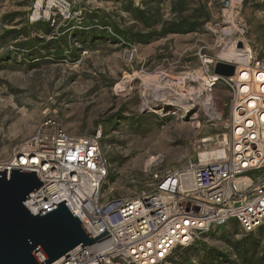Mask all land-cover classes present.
<instances>
[{
  "label": "rangeland",
  "instance_id": "rangeland-1",
  "mask_svg": "<svg viewBox=\"0 0 264 264\" xmlns=\"http://www.w3.org/2000/svg\"><path fill=\"white\" fill-rule=\"evenodd\" d=\"M66 1L69 12L44 4L35 15L37 0H0V163L49 114L76 136L102 127L106 198L138 196L154 174L222 157L210 154L226 148L224 84L208 91L212 104L202 91L183 114L147 100L162 88L173 97L200 89L204 58L234 38L264 56V0H240L230 19L226 0ZM162 264H264V226L247 233L231 220Z\"/></svg>",
  "mask_w": 264,
  "mask_h": 264
},
{
  "label": "built area",
  "instance_id": "built-area-1",
  "mask_svg": "<svg viewBox=\"0 0 264 264\" xmlns=\"http://www.w3.org/2000/svg\"><path fill=\"white\" fill-rule=\"evenodd\" d=\"M62 2L69 12L70 2ZM240 3L226 0L223 14L228 19L239 14ZM240 41L234 38L222 50L232 47L242 61L219 54L203 61L209 91L224 84L230 94L222 157L154 174L138 196L106 198L109 160L102 127L76 136L49 114L0 163V171H36L43 185L24 202L33 214L66 200L93 238L109 231L51 264H162L176 248L196 244L200 234L231 220L247 233L264 226V56L254 55L244 42L239 47ZM218 60L234 64L235 73L215 74Z\"/></svg>",
  "mask_w": 264,
  "mask_h": 264
},
{
  "label": "water",
  "instance_id": "water-1",
  "mask_svg": "<svg viewBox=\"0 0 264 264\" xmlns=\"http://www.w3.org/2000/svg\"><path fill=\"white\" fill-rule=\"evenodd\" d=\"M235 70L234 64L223 61L214 66V73L223 76ZM42 185L36 171H0V264H51L109 232L105 228L93 238L66 200L36 215L30 212L24 202Z\"/></svg>",
  "mask_w": 264,
  "mask_h": 264
},
{
  "label": "bare ground",
  "instance_id": "bare-ground-1",
  "mask_svg": "<svg viewBox=\"0 0 264 264\" xmlns=\"http://www.w3.org/2000/svg\"><path fill=\"white\" fill-rule=\"evenodd\" d=\"M44 4H47L48 8H50L51 5L53 4H58L59 6H61V9H64V4L62 2V0H37L36 2V11H35V15H38L40 12H41V8L44 6ZM48 13V12H47ZM245 42V41H244ZM245 48L247 50H251V47L245 42ZM220 57L221 59H224V60H227V61H230V60H243L244 57L241 56L240 54H238V52H236L235 50H233L232 47L228 48V49H224L220 52ZM160 78V77H159ZM186 78H179L178 80H180V82L178 81V83L176 82V84H180L179 86H183L184 84V81H185ZM199 81H201V90L200 89H194V88H190L189 90H185L181 93H177V96L173 97L171 96L170 94H168V92H163V88L160 90V93H159V90L157 92V90L155 91V93L153 95H149L150 99H148L147 101L148 102H151L153 100V104H152V107H158V108H166L167 106L169 107H174V113L175 114H183V112L185 113V111L187 110V101L190 100V99H193V98H201L203 92L206 90L207 91V104H212L211 101H212V96L211 94L208 92L209 89L207 88V84H206V80L207 78L206 77H202V76H199L198 77ZM123 83V82H122ZM125 83V82H124ZM173 83V82H172ZM182 84V85H181ZM170 86V85H169ZM178 86V85H177ZM180 87V88H181ZM120 88L122 90H126V86L125 85H120ZM161 88V87H160ZM155 90V89H154ZM203 91V92H202ZM154 92V91H153ZM152 92V93H153ZM176 92V91H175ZM159 93V94H158ZM146 97V96H145ZM146 103V102H145ZM149 104V103H148ZM190 104H191V101H190ZM190 109V108H189ZM184 110V111H182ZM189 111V110H188ZM212 114H215L214 111H211V115ZM217 115V114H216ZM195 124V123H194ZM196 128H202V124L200 121L197 120L196 122V125H195ZM220 146L222 147H226L227 146V143H228V136L226 134H224L223 136V139L220 140ZM225 150L222 148L220 149L219 151H213L211 152L210 154V157L212 156L217 158L220 154H224ZM203 155H206V154H203ZM203 157V156H202ZM156 158V157H155ZM154 157H152L151 159H155ZM157 159V158H156ZM154 161V160H153ZM205 161V159H204ZM155 162V161H154ZM206 162V161H205Z\"/></svg>",
  "mask_w": 264,
  "mask_h": 264
},
{
  "label": "trees",
  "instance_id": "trees-1",
  "mask_svg": "<svg viewBox=\"0 0 264 264\" xmlns=\"http://www.w3.org/2000/svg\"><path fill=\"white\" fill-rule=\"evenodd\" d=\"M194 245H196V244H194ZM194 245H192V246H194ZM189 247H191V246H189ZM185 248H188V247H185ZM215 256H216L215 252L213 250H211L210 251V257L215 258Z\"/></svg>",
  "mask_w": 264,
  "mask_h": 264
}]
</instances>
